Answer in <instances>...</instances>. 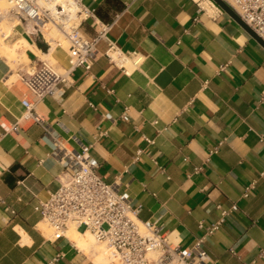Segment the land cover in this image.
<instances>
[{
	"label": "crops",
	"instance_id": "crops-1",
	"mask_svg": "<svg viewBox=\"0 0 264 264\" xmlns=\"http://www.w3.org/2000/svg\"><path fill=\"white\" fill-rule=\"evenodd\" d=\"M82 1L96 16L82 23L86 37L100 31L96 21L111 28L91 70L76 69L54 97L37 101L16 75L37 67L47 45L16 28L11 39L30 47L17 60L0 51V264L57 255L56 264H97L96 247L53 240L41 223L37 207L66 173L51 135L71 150H80L76 140L91 146L98 174L120 184L138 220L160 226L172 245L192 247L201 224L236 205L205 242L207 264H264V48L204 0ZM112 44L128 74L106 56ZM53 52L65 69L68 49ZM25 100L48 128L23 118Z\"/></svg>",
	"mask_w": 264,
	"mask_h": 264
},
{
	"label": "built area",
	"instance_id": "built-area-1",
	"mask_svg": "<svg viewBox=\"0 0 264 264\" xmlns=\"http://www.w3.org/2000/svg\"><path fill=\"white\" fill-rule=\"evenodd\" d=\"M0 3L8 5L0 18L15 22L14 30L20 28L21 34L31 42L44 41L49 46V52L52 46L46 39L45 31L54 27L69 44L68 66L63 72L43 60L29 71L17 72V80L25 85L37 101L54 97L76 69L89 72L97 58V42L105 39L111 28V25L96 21L100 31L94 38L86 37L81 30L82 23L96 16L95 10L87 8L82 0H0ZM227 3L264 40V0H231ZM57 46L62 47L61 42L58 41ZM106 56L112 63L120 65L125 74L129 73L124 65L126 57L115 45L110 46ZM224 69L222 67L221 71ZM23 106L24 119L34 120L48 128L36 113L33 103L25 100ZM51 137L56 145L58 162L65 167L66 173L60 181V187L37 210L42 215L41 223L51 231L53 240L65 238L67 230L74 224L76 228H84L97 243L102 244L114 264L208 263L205 242L220 230L230 213L237 210L236 205L229 211L222 210L217 222L209 226L201 224L204 234L192 247L172 245L160 226L138 220L140 209L133 207L132 199L120 184L108 183L98 174L97 165L89 154L91 146L76 140L80 150H71L65 147L57 135ZM145 140L149 147L155 145V139L145 137ZM142 153L143 150H139L135 160ZM254 187L255 183L246 188L245 198ZM3 203L0 200V204ZM263 255L264 250L260 256ZM60 258L61 255H57L47 264H56Z\"/></svg>",
	"mask_w": 264,
	"mask_h": 264
},
{
	"label": "bare ground",
	"instance_id": "bare-ground-1",
	"mask_svg": "<svg viewBox=\"0 0 264 264\" xmlns=\"http://www.w3.org/2000/svg\"><path fill=\"white\" fill-rule=\"evenodd\" d=\"M226 1L229 3L231 2V0H226ZM204 7L206 9H208V5L206 4V2L204 3ZM5 11H6V8H4V7H3V9H2V7L0 8V14H2ZM0 24L2 25V27L0 29V37L2 38V40H0V51H2L5 56H9V55L18 56V53L20 52V50L23 47H26V48L30 47L28 42H26L24 39H21L18 43L14 44L12 46L2 44L1 42L3 40L9 39L12 36L13 29L16 25H15V22L10 24L8 22L4 23V21L2 22V20H1ZM55 30L58 31L56 28L53 27V28H48L47 32L45 31V36L47 38V41H49L51 43V46L55 45V39H54V36H52L55 33L54 32ZM55 37H56V35H55ZM55 46H53L52 49L48 53H42L41 54V55H43L44 59H48V60L52 59L53 53H54L53 50L55 49ZM23 54H24V58L28 59L24 52H23ZM49 234H51V232ZM66 235H67V238H69L78 248H80L82 250L90 251L92 248L96 247L94 240H93L92 236L90 235V233L82 234V233L77 232L76 226L74 224H72L70 226V230L68 232H66ZM96 248L100 252L99 256L96 259L97 264H108L109 262L112 261V258H111L109 252L107 251V249L105 247L103 249L99 248V247H96Z\"/></svg>",
	"mask_w": 264,
	"mask_h": 264
},
{
	"label": "rangeland",
	"instance_id": "rangeland-1",
	"mask_svg": "<svg viewBox=\"0 0 264 264\" xmlns=\"http://www.w3.org/2000/svg\"><path fill=\"white\" fill-rule=\"evenodd\" d=\"M205 2H206V4L207 5H209V0H204ZM212 1V0H211ZM213 2V1H212ZM214 3V2H213ZM216 5V4H215ZM2 7V9H3V7L4 8H7L8 7V5L6 4V3H0V8ZM1 20H2V22L4 21V23H13V21H9V20H7V19H2V18H0V22H1ZM3 24V23H2ZM1 27H2V25L0 24V29H1ZM48 31V28H47V30H46V32ZM55 33L52 35V36H54V39H55V45L57 46V44H58V41L59 42H61V44H62V46L63 47H65V48H67L68 49V42H67V40L65 39V37L63 36V35H61L60 34V32H58V31H54ZM55 35H56V37H55ZM58 35V36H57ZM1 38V37H0ZM0 40H2V38L0 39ZM40 42H43L45 45H47L44 41H40ZM2 44H4V45H9V46H12V45H14V44H16L17 42L16 41H13L12 39H11V37L9 38V39H6V40H3L2 42H1ZM55 45H52V47L53 46H55ZM55 46V47H56ZM48 50H49V46L47 45V47H46V50L44 51V53H48ZM39 55V58H40V60H43V61H48L52 66H54L56 69H58L59 71H61V72H63V69L57 64V62H56V60H55V57L53 56L52 57V59L51 60H48V59H44V57H43V55H41L42 53H40V52H38V51H36ZM10 59H15V60H17V59H19V56H15V57H12V58H10ZM81 230H84V228H82ZM50 233V231L48 232V235H51V234H49ZM93 238V237H92ZM93 240H94V238H93ZM94 243H95V245H96V247H99V248H104V246L102 245V244H99V243H97L95 240H94Z\"/></svg>",
	"mask_w": 264,
	"mask_h": 264
},
{
	"label": "water",
	"instance_id": "water-1",
	"mask_svg": "<svg viewBox=\"0 0 264 264\" xmlns=\"http://www.w3.org/2000/svg\"><path fill=\"white\" fill-rule=\"evenodd\" d=\"M218 7H220L226 14H228L234 21H236L250 36H252L263 48L264 40L258 36L232 9V7L225 0H212Z\"/></svg>",
	"mask_w": 264,
	"mask_h": 264
},
{
	"label": "trees",
	"instance_id": "trees-1",
	"mask_svg": "<svg viewBox=\"0 0 264 264\" xmlns=\"http://www.w3.org/2000/svg\"><path fill=\"white\" fill-rule=\"evenodd\" d=\"M120 9V8H119ZM44 51L46 50V47H41Z\"/></svg>",
	"mask_w": 264,
	"mask_h": 264
}]
</instances>
